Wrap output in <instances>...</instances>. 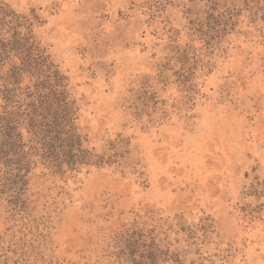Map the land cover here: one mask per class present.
<instances>
[{
	"label": "rangeland",
	"instance_id": "obj_1",
	"mask_svg": "<svg viewBox=\"0 0 264 264\" xmlns=\"http://www.w3.org/2000/svg\"><path fill=\"white\" fill-rule=\"evenodd\" d=\"M2 2L104 158L53 168L25 126L0 147V264H130L135 225L185 264H264V0Z\"/></svg>",
	"mask_w": 264,
	"mask_h": 264
},
{
	"label": "trees",
	"instance_id": "obj_2",
	"mask_svg": "<svg viewBox=\"0 0 264 264\" xmlns=\"http://www.w3.org/2000/svg\"><path fill=\"white\" fill-rule=\"evenodd\" d=\"M28 19L0 3V96L5 101L0 112V147L16 146L25 153L28 143L21 129L25 126L32 135L29 145L36 143L53 168L100 164L104 156L84 147L85 138L76 125L78 107L70 98L67 79L34 38ZM26 76L30 82L24 86ZM115 240L113 254L127 263L185 264L179 253L157 238L155 229L135 225L118 231Z\"/></svg>",
	"mask_w": 264,
	"mask_h": 264
}]
</instances>
